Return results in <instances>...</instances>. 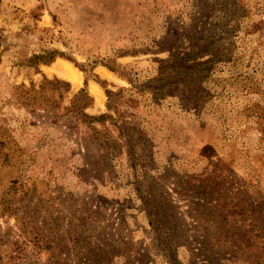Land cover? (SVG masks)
<instances>
[{
    "label": "rangeland",
    "instance_id": "rangeland-1",
    "mask_svg": "<svg viewBox=\"0 0 264 264\" xmlns=\"http://www.w3.org/2000/svg\"><path fill=\"white\" fill-rule=\"evenodd\" d=\"M207 36L201 83L155 101L140 90L171 52L184 57ZM44 52L63 57L29 63ZM58 63L80 85L52 72ZM44 78L69 84L61 108L84 90L85 113L112 117L95 127L120 151L93 143L61 108L54 118L22 106L21 89ZM121 89L108 111L106 90ZM8 201L49 249L0 218V264H18L17 242L22 264H264V0H0V206Z\"/></svg>",
    "mask_w": 264,
    "mask_h": 264
},
{
    "label": "trees",
    "instance_id": "trees-1",
    "mask_svg": "<svg viewBox=\"0 0 264 264\" xmlns=\"http://www.w3.org/2000/svg\"><path fill=\"white\" fill-rule=\"evenodd\" d=\"M196 33V32H195ZM191 40V38H190ZM214 38L207 36L204 40H199L197 44H192L190 51L181 57L180 54L170 53L169 59L160 64L159 76L151 81H147L143 84L138 85L140 90L147 91L152 94V99L159 100L166 96V94H172V87L180 82L183 86L190 85L194 86L201 83L207 74L210 72L211 61L196 62L199 58L213 53ZM63 57L62 54L57 52H44L41 55L36 56L29 63L48 65L52 63L56 57ZM109 71L116 72L111 66H105ZM124 78V76L120 75ZM127 81L135 85V82L131 78H126ZM70 86L66 82L59 81L57 79L44 80L38 86V89L32 84L29 89L23 88L18 93V102L33 111L42 110L46 113L51 114L54 118L58 117L59 109L61 108L62 96L61 92H68ZM123 90L112 92L106 90L108 111H115L120 101ZM57 94V97L55 95ZM91 105V99L84 90L79 91L73 96L68 107L63 109L72 125H84L90 132L89 136L93 143L106 148L111 152H119L120 145L116 137L112 136L106 129L98 130L95 124L105 125L108 120H113L111 116L106 114L100 116H89L85 113V110ZM123 136L119 130L117 136ZM130 140H126L128 143ZM88 150V148H86ZM130 152L127 150V153ZM25 215H28L26 213ZM25 215L18 216L16 206L8 201L3 206H0V218H13L16 226L22 237H26L27 242L32 244L36 251L45 250L48 251L49 246L45 244V238L36 234L37 227L32 224L31 221H24ZM17 247L14 250L15 255L10 256V260L22 261L28 258V254L23 247L24 243L15 244ZM48 264H54L49 259Z\"/></svg>",
    "mask_w": 264,
    "mask_h": 264
},
{
    "label": "bare ground",
    "instance_id": "bare-ground-1",
    "mask_svg": "<svg viewBox=\"0 0 264 264\" xmlns=\"http://www.w3.org/2000/svg\"><path fill=\"white\" fill-rule=\"evenodd\" d=\"M51 70H52V72L59 74L62 78L71 81L75 86H78L81 83V76H80L79 72L68 64L58 63ZM105 72L107 74H109L107 71H105ZM92 91L99 101L101 99L100 92L96 89L95 86H92Z\"/></svg>",
    "mask_w": 264,
    "mask_h": 264
}]
</instances>
